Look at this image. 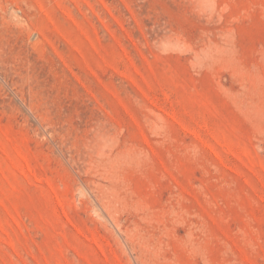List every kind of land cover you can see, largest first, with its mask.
I'll list each match as a JSON object with an SVG mask.
<instances>
[{"label": "rangeland", "instance_id": "374dc122", "mask_svg": "<svg viewBox=\"0 0 264 264\" xmlns=\"http://www.w3.org/2000/svg\"><path fill=\"white\" fill-rule=\"evenodd\" d=\"M0 264H264V0H0Z\"/></svg>", "mask_w": 264, "mask_h": 264}]
</instances>
